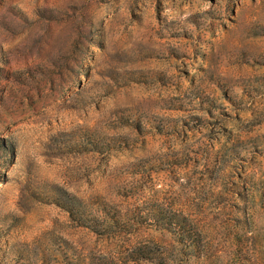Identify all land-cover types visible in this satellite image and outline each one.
Returning a JSON list of instances; mask_svg holds the SVG:
<instances>
[{
    "label": "rangeland",
    "instance_id": "1",
    "mask_svg": "<svg viewBox=\"0 0 264 264\" xmlns=\"http://www.w3.org/2000/svg\"><path fill=\"white\" fill-rule=\"evenodd\" d=\"M0 264H264V0H0Z\"/></svg>",
    "mask_w": 264,
    "mask_h": 264
}]
</instances>
